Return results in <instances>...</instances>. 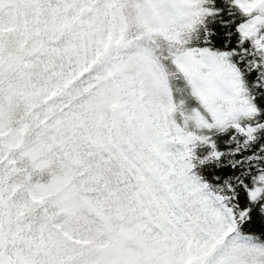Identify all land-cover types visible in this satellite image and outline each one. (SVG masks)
Returning <instances> with one entry per match:
<instances>
[{"label": "snow or ice", "instance_id": "snow-or-ice-1", "mask_svg": "<svg viewBox=\"0 0 264 264\" xmlns=\"http://www.w3.org/2000/svg\"><path fill=\"white\" fill-rule=\"evenodd\" d=\"M0 264H264V0H0Z\"/></svg>", "mask_w": 264, "mask_h": 264}]
</instances>
